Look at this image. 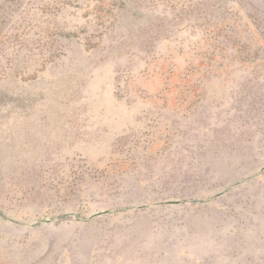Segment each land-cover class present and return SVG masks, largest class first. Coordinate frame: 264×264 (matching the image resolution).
<instances>
[{"label": "rangeland", "instance_id": "obj_1", "mask_svg": "<svg viewBox=\"0 0 264 264\" xmlns=\"http://www.w3.org/2000/svg\"><path fill=\"white\" fill-rule=\"evenodd\" d=\"M0 264H264V0H0Z\"/></svg>", "mask_w": 264, "mask_h": 264}]
</instances>
